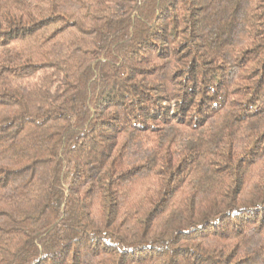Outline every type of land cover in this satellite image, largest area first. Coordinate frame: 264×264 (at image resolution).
I'll return each mask as SVG.
<instances>
[{
	"label": "trees",
	"instance_id": "trees-1",
	"mask_svg": "<svg viewBox=\"0 0 264 264\" xmlns=\"http://www.w3.org/2000/svg\"><path fill=\"white\" fill-rule=\"evenodd\" d=\"M0 264H264V0H0Z\"/></svg>",
	"mask_w": 264,
	"mask_h": 264
}]
</instances>
